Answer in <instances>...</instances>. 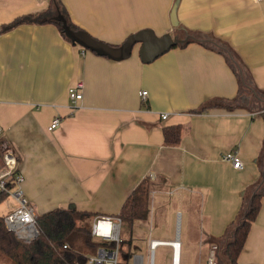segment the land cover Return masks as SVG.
Returning <instances> with one entry per match:
<instances>
[{"label": "crops", "instance_id": "0c3cea01", "mask_svg": "<svg viewBox=\"0 0 264 264\" xmlns=\"http://www.w3.org/2000/svg\"><path fill=\"white\" fill-rule=\"evenodd\" d=\"M176 1L61 0L75 25L111 45L141 29L188 36L149 62L140 59L139 43L128 57L111 59L71 43L52 23L0 31V147L16 155L21 189L37 215L73 208L92 212L89 224L116 217L148 177L149 205L164 213V199L175 197L186 211L184 231L174 233L172 214L150 231L148 205L147 218L133 222L131 252L144 245L150 264L158 247L172 257L168 242L177 240L179 264H207L210 244L224 242L247 189L264 186V108L257 107L264 102V0H178L173 26ZM47 3L0 0V27ZM232 52L250 89L240 87ZM79 80L82 95L72 102L68 89ZM173 125L181 127L179 142L165 144L163 128ZM233 149L241 168L222 157ZM0 205L3 216L16 200ZM157 240L163 243L152 246ZM132 262L143 264V256ZM236 264H264V195Z\"/></svg>", "mask_w": 264, "mask_h": 264}, {"label": "trees", "instance_id": "16d2710c", "mask_svg": "<svg viewBox=\"0 0 264 264\" xmlns=\"http://www.w3.org/2000/svg\"><path fill=\"white\" fill-rule=\"evenodd\" d=\"M60 16L66 21L70 30H82L71 21L61 0H48L46 8L42 11L20 15L11 22L3 24L0 31L9 30L21 23H52L67 40L73 44H79L64 31ZM221 44L225 46L223 43ZM231 55L232 66L239 74L240 87L250 89L247 83L248 76L242 71L238 57L234 52ZM238 67L242 71L241 74ZM207 107L203 105L195 111L200 112ZM224 107L233 108L229 104ZM180 131L181 127L178 125L164 127V143L177 144L180 139ZM263 188V182L257 181L247 189L237 217L229 223L223 234L224 242L213 240L217 244L216 264H236L251 222L260 209L261 199L264 195ZM149 191L150 179L145 177L131 190L120 207L117 216L121 219V227L124 225L128 229L129 237L120 238L118 242V263L120 259L124 261L128 258L129 251L122 248V243L126 242L128 247L131 245L133 222L143 221L147 218ZM4 197V194L0 193V201ZM93 216L92 212L73 208H55L42 213L36 217L38 236L27 242L8 230L5 227L3 216L0 215V255L6 257L12 264H85L88 256L95 254L100 247L106 249L115 247L114 241H104L92 236L88 220Z\"/></svg>", "mask_w": 264, "mask_h": 264}, {"label": "built area", "instance_id": "2783aa9c", "mask_svg": "<svg viewBox=\"0 0 264 264\" xmlns=\"http://www.w3.org/2000/svg\"><path fill=\"white\" fill-rule=\"evenodd\" d=\"M82 82L79 80L74 86L69 87L68 96L72 102L81 98ZM145 90L140 92L144 98ZM167 113H162L161 118H166ZM59 116H55L48 129L52 130L59 124ZM1 132V126H0ZM223 159L229 161L234 168H241L242 161L235 149L227 151L223 154ZM18 160L13 151L6 146L0 147V193L4 194V198L12 197L16 200V205L10 207L3 215L5 227L11 231L16 237L24 240L31 241L35 239L39 230L36 224V211L35 208L27 201L21 189V181L23 176L17 169ZM120 227L121 219L118 216H100L94 219L91 224V234L95 238L104 241H114L115 247L113 249H106L100 247L95 254L88 256V264H118V242L120 241ZM152 246L163 243V241H156ZM170 243L172 246V264L176 249H179L177 240ZM177 245V248L176 246ZM216 249L215 243L210 244L209 254L207 257V264H216Z\"/></svg>", "mask_w": 264, "mask_h": 264}, {"label": "water", "instance_id": "95a60500", "mask_svg": "<svg viewBox=\"0 0 264 264\" xmlns=\"http://www.w3.org/2000/svg\"><path fill=\"white\" fill-rule=\"evenodd\" d=\"M177 3L178 0L175 2L171 11V23L173 26L177 25L175 14ZM59 19L61 20L62 27L67 35L76 40L83 48L94 51L100 55H105L111 59H123L128 57L133 46L136 43H139L140 59L144 62H149L171 46L185 41L188 37L179 39L171 36L170 33L157 36L151 29H141L131 33L121 44L115 46L91 36L84 30L72 31L61 16Z\"/></svg>", "mask_w": 264, "mask_h": 264}, {"label": "rangeland", "instance_id": "374dc122", "mask_svg": "<svg viewBox=\"0 0 264 264\" xmlns=\"http://www.w3.org/2000/svg\"><path fill=\"white\" fill-rule=\"evenodd\" d=\"M256 106V105H255ZM259 109L264 108V102L262 104H259L257 106ZM163 197H167L166 195H162ZM157 198V197H156ZM169 200V202L166 204V211L164 213H159L160 210L158 212L157 209L155 210V208L157 207V204L154 202H150L149 205V211L150 209L153 207L154 213H153V217L151 215V219L148 220V227L150 229V231L155 228V226L159 225L160 222L165 221V219L167 217H169L171 214L174 217V225H173V231L174 233H176V230L178 228H182V232L184 231V223L186 221V211L185 208L180 205L177 200L175 199V197L170 198H165L164 201L167 202ZM4 212L2 206L0 205V215ZM37 214V212H36ZM152 214V213H151ZM189 228H193V231H196V227H197V223L195 222V220H192V218H189ZM193 223V224H192ZM91 225V224H90ZM138 232L144 233L145 231H139V229H137ZM129 237V231L128 229L122 225L121 227V231H120V238L121 239H125ZM135 239H137V237H134ZM139 246L140 242L138 243ZM122 248L124 250H128V258L125 259L124 261H122L120 259V262L118 264H132V257L134 254H140L143 256V264H149L148 262V254L146 251V248L144 247V245H142V247H140L139 249H136L134 251L131 252V245L128 247L127 243H122ZM202 254H203V250H202ZM119 257V254H118ZM121 258V255H120ZM171 254L168 250L164 249V247H158L156 248L153 257L152 255L150 256V264H172L171 263ZM0 264H12L6 257L0 255ZM85 264H88L87 262ZM200 264H203L202 262Z\"/></svg>", "mask_w": 264, "mask_h": 264}, {"label": "bare ground", "instance_id": "6f19581e", "mask_svg": "<svg viewBox=\"0 0 264 264\" xmlns=\"http://www.w3.org/2000/svg\"><path fill=\"white\" fill-rule=\"evenodd\" d=\"M156 243V241L153 242V245ZM177 248V245H175ZM173 264H179V249H176Z\"/></svg>", "mask_w": 264, "mask_h": 264}]
</instances>
